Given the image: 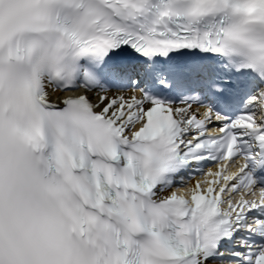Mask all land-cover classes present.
Segmentation results:
<instances>
[{"label": "snow or ice", "instance_id": "1", "mask_svg": "<svg viewBox=\"0 0 264 264\" xmlns=\"http://www.w3.org/2000/svg\"><path fill=\"white\" fill-rule=\"evenodd\" d=\"M0 264H264V0H0Z\"/></svg>", "mask_w": 264, "mask_h": 264}, {"label": "bare ground", "instance_id": "2", "mask_svg": "<svg viewBox=\"0 0 264 264\" xmlns=\"http://www.w3.org/2000/svg\"><path fill=\"white\" fill-rule=\"evenodd\" d=\"M196 179H199V177H195L192 181L189 182V187L194 186L196 183Z\"/></svg>", "mask_w": 264, "mask_h": 264}]
</instances>
